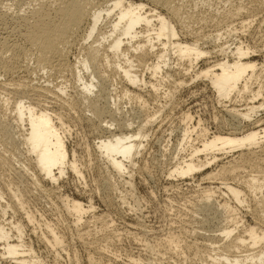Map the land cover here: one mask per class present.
Returning a JSON list of instances; mask_svg holds the SVG:
<instances>
[{
	"label": "bare ground",
	"instance_id": "bare-ground-1",
	"mask_svg": "<svg viewBox=\"0 0 264 264\" xmlns=\"http://www.w3.org/2000/svg\"><path fill=\"white\" fill-rule=\"evenodd\" d=\"M150 1L169 9L180 20L182 28L184 27V30L186 28L194 35L193 40L179 38L180 35L170 20L171 17L168 19L154 9V11L147 10L146 4L142 1L0 0V3L6 5L11 3V6L15 5L19 8L25 5L30 6L28 10L16 11L15 15L9 12V7L7 8L6 5L3 8L7 10H0V27L3 30V35L0 33V71L9 77H14L24 66V59L27 61L28 58H34L38 68H42L52 76L65 70L73 72L80 88L77 92V102L92 112L91 116H84L83 119L90 122L95 127V131H110L109 136L105 138L101 136L100 141L96 143V149L100 154L98 155L105 161L107 168L124 178V185H131V180H127L126 175L130 174L128 173L130 165H135L145 134L141 130L136 135L126 131L128 128L125 123H121V126L126 133L117 134L110 130V126L103 124V122L108 123L103 119L107 117V114H109L108 117L116 120L117 103L114 100L113 106H110L111 92L104 91L101 96L97 94L98 86L107 85L113 77H116L123 84L122 90L124 96H127L126 99L137 97L146 104L139 92L148 88L152 95L158 96L161 88H164V85L172 78L167 70L172 68L175 61L177 66L182 68L183 76L188 75L193 79L205 81L219 102L225 100L245 102L247 98H250L252 102L247 104L245 102L246 108L238 109L236 105L237 108L233 106L226 110L228 115L230 114V121L222 125L229 126L230 135L223 136L221 133L209 135L206 130L197 134L194 132L195 129H192V125L185 126L182 144L188 145L191 151L187 157L176 160L170 175L186 177L197 170H203L217 160L216 151L224 152V154L241 151L235 158L224 162L215 173L212 170L206 174L207 181L224 180L225 177L230 176L239 185L235 186L225 180L220 183L221 186L209 185L202 189L204 195H200V200L195 203L197 212L204 214L205 222H212L220 217L225 222L220 229L222 243L216 246L212 240H209L210 244H203V247L210 250L206 257L211 264H264V117L259 115V111L264 108V102L262 101L259 105L255 103L258 98L264 97V20L259 21L258 24L255 23L257 27L254 30V22L258 19L252 17V20L245 19L243 12L258 9L248 8L243 0H238V4L232 3L235 0H228L233 7L221 13L218 11L217 15L208 10L207 13L203 11L205 14L195 13L196 9L200 11V7H203L199 0ZM177 4L185 6V16L179 15ZM258 8L259 13L264 12V0H260ZM209 21L213 23L217 31L212 32V35L208 34L210 36L207 38L202 37L206 39L207 45L212 43L210 50L206 49L208 47L205 41V44L203 43L205 47L202 45L200 35H196L192 29V24L201 22L208 25ZM197 34L200 33L197 32ZM248 34L252 36V42L254 39L259 40L263 48L254 49L256 46L253 44L250 46L248 41H244V35L248 36ZM13 37L17 39L12 41ZM76 43L81 45L82 57L77 59L76 64H70L68 62L69 48ZM255 53L261 54L262 59L254 58L258 56ZM215 54L219 55L218 59L213 57L215 62L197 70L196 64L199 60L201 61L204 57L211 59L210 56ZM22 70L27 72V69ZM142 70L149 72L155 82L147 83ZM85 71L90 73V78L82 75ZM185 82L181 80L177 85L183 86ZM0 92L12 94L11 98L8 96L5 98V102L7 104L14 98L15 124L17 128L24 131L18 146L27 152L24 151L28 157L26 156L27 160L19 168L20 177L33 176L35 185H39L41 181L58 183L68 168L79 176L83 175L77 164L69 160L63 136L65 122L58 112L49 106L51 103L54 106L58 103L63 106L65 102L69 109L74 108L73 99L72 101L71 98L69 101L63 100L65 95L63 86H51L49 81L46 84L41 81L32 83L30 80L17 83H13V80L12 82L0 80ZM60 97L61 99L58 100ZM156 118L155 116L153 119ZM148 119L150 121L151 116ZM184 119L191 121L192 117L185 115ZM246 121H252L251 127L239 137L236 133L242 131L241 126ZM0 122H3V119L0 118ZM95 122L99 125L96 126ZM194 133L197 134L196 140L199 141V146L194 144ZM13 145V142H10V147L3 149V153L0 150L3 161L5 157L2 155L13 151ZM209 153L212 154L208 160ZM202 155H206V158L202 159ZM244 168H250L251 173L248 172L243 176L241 173ZM102 183L101 187L107 196L108 203L115 202L109 194L115 191L114 185L107 179ZM224 190L227 191L226 197L233 202L224 200L225 198L217 199L216 194ZM14 197L17 198L18 195L14 194ZM18 198L17 200L22 204ZM120 199V202L125 203L126 195H120ZM63 201L68 214L74 216L79 223L87 210L83 203L67 197ZM238 205L252 211L257 221L263 222L262 225L244 223L243 227H240L239 223L243 220L237 208ZM28 220L34 224L33 215L28 214ZM96 229H86V233L79 237L81 240L93 237L89 243L104 252L105 249L99 246L98 239L94 237L95 232H98ZM49 231L50 234L45 236L44 241L55 248V251L63 248V236L51 227ZM24 232V228L13 221L8 224L0 223L2 258L10 261L11 264H44L40 256L35 254L33 248L27 244ZM103 232H107V227ZM111 237L110 234L104 235L100 240L108 242ZM162 241L180 246L178 236L174 234L165 237ZM201 245L199 244L198 248ZM132 261L139 263L140 260L133 257ZM206 262L202 261V264H207Z\"/></svg>",
	"mask_w": 264,
	"mask_h": 264
},
{
	"label": "rangeland",
	"instance_id": "rangeland-1",
	"mask_svg": "<svg viewBox=\"0 0 264 264\" xmlns=\"http://www.w3.org/2000/svg\"><path fill=\"white\" fill-rule=\"evenodd\" d=\"M131 1H142L146 4L147 10L154 9L155 12H161L168 19L171 17L170 20L176 26L180 35L179 38L187 41L193 40L194 35L186 28V31L183 29L184 27L182 28L183 25H181L180 20L169 9L163 8L150 0ZM198 2L203 7H200V11H198L199 9L195 10L197 14L199 12L205 14L208 10L217 15L218 11L221 13L233 7L228 0H199ZM243 2L247 4L248 8L258 9L248 12L245 10L243 12L245 13L243 16H246L245 19H258L255 20L254 24L264 20V12L259 13L260 0H243ZM232 3L238 4L239 1L235 0ZM0 4V10H7L3 8L6 4ZM210 4H212L211 8ZM10 6L11 3L6 5L13 15L16 14V11L30 9L29 5L21 8L15 5ZM176 6L179 15L185 16V6L179 4ZM241 16L239 17L241 18ZM256 27L255 24L254 30H256ZM192 29H194L196 35H200V42L204 47L206 39L203 38H207L216 31L213 23L207 25L197 22L192 24ZM0 30L1 35H3L1 27ZM197 32L200 34H197ZM248 36L244 35L247 38L243 37V40L248 41L251 44L250 46L253 44V46H256L254 49L257 50L263 48V44L259 40L254 39L252 42V36L250 37L249 34ZM11 39L15 41L17 38L13 37ZM211 44L208 43L207 45L206 43V47H208L206 49L210 50L212 48ZM245 44L247 45V43ZM81 51L80 44L76 43L73 47L71 46L68 52V62L76 64L77 59L79 60L82 57ZM216 55L210 56L211 59L204 57L201 61L199 60L196 64V66L198 65L197 70L215 62V59H218L219 56ZM254 58L262 59V56L258 54ZM33 59L28 58L27 61L24 59L23 67L27 66L28 68H21L27 69V72L20 68V71L17 72L18 75L15 74L14 77H9L0 71V80L3 82H12L13 80V83L30 80L32 83L41 81L46 84L49 81L51 86H63L65 90L63 100L69 101L71 98L72 101L73 99L74 108L69 109L65 102L63 106H60V103L55 104L56 106L51 103L49 106L51 109L54 108L65 122L63 136L68 149L69 160L77 164L83 175L79 176L68 168L63 177L58 180V183L39 180L41 181L39 185H35L33 176L20 177L19 168L23 166L22 164L28 157L27 152L18 146L24 131L17 128L15 124L14 98L10 99L7 104L5 102V98L7 96L11 98L12 94L9 93L10 95H8L7 92H0V118L3 119V122H0L1 152L3 153V149L10 147V142L14 144L12 146L13 151H8L9 155L8 153H5L7 156L2 155L5 158L7 157L6 160L4 158L3 161V157L0 155V223L8 224L13 221L20 224L25 231L24 239L36 252L35 254L40 256L44 264H202V261L206 262L208 259L206 255L210 250L204 248L203 244H210L209 240H212L216 246H219L222 243L220 229L221 226L225 225V222L220 216V221L216 218L212 222H205L204 214L197 212L195 203L200 200V195H204L202 189L206 186H221L220 183L225 180L235 186L239 185L230 176L225 177L224 180H214L215 183H213V180L207 181L205 177L212 170L215 173L224 162L235 158L241 151L227 154L216 151L217 160L214 163L186 177H173L170 175V171L174 168L172 166L175 165L176 160L183 159L190 154L191 148L182 144V133L185 126L192 125V129H195L194 132L197 134L202 130H206L209 135L213 133H221L223 136L230 135L229 126H224L230 121V114L228 115L227 111L236 105L239 107L238 109H244L247 103L252 102L251 99L247 98L246 104L234 100L219 102L205 81L193 79L188 75L183 76L182 68L177 66L175 61L172 68L167 70L172 78L164 85V88H161L158 96L152 95L148 88L139 92L146 104L137 97L126 99L127 96H124L122 90L123 84L116 77H113L107 85L101 84L98 86L97 94H101V96L104 91L111 92V95H109L112 97V101L109 103L110 106H113L114 100L117 103L116 120L108 117L109 114H107V117L105 116L106 118L103 117V119L108 123L103 122V124L110 126V130L117 134H124L128 131L136 135L139 130L145 134L142 139L141 151L135 159V165H130V167L128 165L130 172L127 171L131 175H126V178L131 180V185H124V178L119 177L107 168L105 161L101 160V156L99 157L96 143L100 141L101 136H104V138L109 136L110 131L100 132L97 130V132L90 122L83 119L84 116H91L92 112L86 110L83 104L77 102V92L80 88L74 73L65 70L52 76L42 68L39 69L38 63ZM142 73L145 74L147 83L155 82L149 72L142 70ZM82 75L85 78H90V73L86 71L82 72ZM181 80L186 82L183 86H178L177 83ZM113 88L114 90H112ZM136 90L138 91V89ZM60 99L61 97L58 100ZM262 101L264 102L263 96L258 98L255 103L259 105ZM244 104L245 106H243ZM185 115H190L192 120H185ZM259 115L264 117V108L259 111ZM150 116L152 119L149 121L148 117ZM155 116L157 118L153 119ZM113 118L115 117L113 116ZM121 123H125L128 130L125 131ZM251 123L252 121L244 122L241 126L242 131H238L236 135L242 136L243 132L251 127ZM95 125L98 126L99 123L95 122ZM197 134H193V139H195L194 144L199 146V141L196 140ZM211 154H208V160ZM201 158L205 159L206 155H202ZM250 171V168H244L241 174L244 176ZM30 173L32 174L31 170ZM105 179L111 182L115 189V191L109 192L110 197L114 198L115 201L111 204L106 200L107 196L101 187V183ZM226 193V190L217 193V199L222 200V198H225L224 200L233 202L232 199L226 197ZM14 194L18 195L19 198H17L23 205L14 197ZM120 195H126L125 203L120 202ZM66 197L81 201L85 209H89V211L86 210L79 223H77L74 216L68 214L63 201ZM237 208L240 210L239 213L243 220L239 223L240 227H243L244 223L262 225L263 222L257 221L252 211L250 212L249 209L248 211L247 208L239 205ZM28 214L33 215L34 224L29 222ZM230 225L232 227V223ZM50 227L63 236V248L61 247L58 251H55V248L44 241L45 236L50 234ZM105 227H107V232H103ZM86 229H96L98 231L95 232L94 237L98 239L99 246L106 251H99L97 246L89 243L93 237L86 235L87 240L82 239V241L80 239L79 235L86 233ZM107 233L112 237L109 238L108 242L101 241L102 236L109 235ZM171 234L178 236L180 246H176V243L162 241ZM1 243L0 246H2ZM199 244L202 245L198 248ZM2 248L0 247V264H11L10 261L2 258ZM133 257L138 258L139 263L133 262ZM206 263H210L209 259Z\"/></svg>",
	"mask_w": 264,
	"mask_h": 264
}]
</instances>
